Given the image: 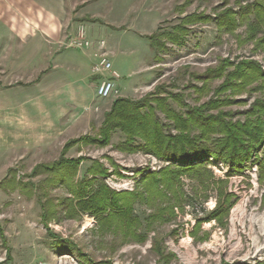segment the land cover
Masks as SVG:
<instances>
[{
    "label": "rangeland",
    "instance_id": "374dc122",
    "mask_svg": "<svg viewBox=\"0 0 264 264\" xmlns=\"http://www.w3.org/2000/svg\"><path fill=\"white\" fill-rule=\"evenodd\" d=\"M252 1L60 3L68 21L58 45L76 49L70 44L77 26L85 27L98 50V42L104 40L103 51L119 74L114 79L117 89L100 99L101 113L90 124L86 113H78L75 125L69 114L57 127L42 119L24 131L12 125L16 115L11 108L0 112V264H264V146L241 168L221 161L208 165L212 173L208 172L206 184L183 174L181 189L167 192L171 197L167 203L165 194L154 204L144 199L133 203L141 231L136 236L113 227L102 233L94 213H71L78 198L58 180L57 166L62 159L78 161L72 181L77 186L98 161L108 168V175L95 178L116 191L144 194V176L171 165L145 151L125 150L127 144L136 143L127 141L120 128L111 130L109 141L103 137L107 112L118 97L140 103L144 111L155 110L170 134L183 131L160 109L161 104L183 119L197 114L203 120L244 122L255 102L264 99V88L260 89L264 80L239 83L228 75L241 64L264 72L262 33L250 31L238 14ZM25 6L18 0H0V44L21 43L8 31L3 16L11 13L18 19ZM226 18L236 25L228 20L222 26L220 21ZM88 68L86 64V72ZM69 70L65 64L60 71L72 76ZM32 71L28 69L27 80ZM98 76L111 78L112 73ZM21 78L16 68L0 65L1 85L26 81ZM16 86L7 88L8 97L0 93V102L10 107L23 101ZM194 132L205 133L210 143L223 138L218 131ZM39 164L43 167L34 174ZM160 206L165 210H157ZM154 214L158 219L151 221Z\"/></svg>",
    "mask_w": 264,
    "mask_h": 264
},
{
    "label": "trees",
    "instance_id": "16d2710c",
    "mask_svg": "<svg viewBox=\"0 0 264 264\" xmlns=\"http://www.w3.org/2000/svg\"><path fill=\"white\" fill-rule=\"evenodd\" d=\"M238 14L243 22H248L250 31L262 33L260 44L264 46V0H253ZM228 20L232 21L226 18L220 21L221 25H228ZM232 22L236 25L234 21ZM153 37L155 38V36L150 37L152 41ZM228 77L230 81L238 80L239 83L250 81L252 83L259 79L264 80V72L255 65L241 64ZM261 85L260 89H263L264 83ZM142 108L140 103L129 98L118 97L111 110L107 112L103 137L109 141L111 130L120 128L126 135L127 141L136 143L127 144V147H124L125 150L145 151L159 160L171 163L170 166L158 171H150L144 176L142 180L144 194L135 191H116L102 180L95 178L97 175L103 177L108 175V168L101 162L94 161L95 164L88 170L86 177L78 184L79 186H75L72 182L77 173L78 161L62 159L57 163L61 171L58 180L67 183L71 192L78 198L77 204L72 205L70 212L78 213L83 210L94 213L98 218V227L102 233L113 227L116 231H122L124 235L140 234V222L138 216L134 214L133 203L144 199L146 204H154L156 199L164 194L167 203L171 201L167 192L173 193L181 189L180 177L183 174L196 179L201 184H206L208 172H211L208 165L221 161L241 168L244 163L250 161L255 152L258 153L264 146V99L255 102V106L247 112L246 119L241 124L222 121L220 117H214L212 121L203 120L197 114H189L187 119H183L172 114L171 110H167L161 104L160 109H163L162 111L169 118L173 117L177 122L175 124L177 129L183 131L179 134L165 133V126L155 110L144 111ZM194 130L207 133L218 131L223 134V138L216 141V144L210 143L211 139L205 133L201 132V135L197 136L194 135ZM255 163H258L257 160ZM41 167L43 164L37 165L34 168V174H37ZM91 176L94 177L90 178ZM94 185L97 187L93 188ZM165 207L160 206L157 210H165ZM51 211L48 212L53 213ZM158 215L154 214L150 220L155 221ZM160 215L163 217L162 214Z\"/></svg>",
    "mask_w": 264,
    "mask_h": 264
},
{
    "label": "crops",
    "instance_id": "0c3cea01",
    "mask_svg": "<svg viewBox=\"0 0 264 264\" xmlns=\"http://www.w3.org/2000/svg\"><path fill=\"white\" fill-rule=\"evenodd\" d=\"M18 1L26 5L24 15L14 19L11 13H6L3 21L8 31L21 43L0 44V65L16 68L21 79L26 81L10 85L2 83L0 93L5 94L7 88L18 85L16 91L23 94L24 99L10 107L0 102V112L11 108L16 117L15 122H10L14 128L24 131L33 126L32 121L42 119L57 127L69 114L72 115L73 125L81 117L77 116L78 113H86V124L92 123V119L101 113V98L97 95V87L103 79L93 74L91 69L93 63L99 60L96 55L99 50L95 43L92 48L74 49L79 54L58 45L64 39V27L68 21L67 13L60 5L61 2L65 3L64 0ZM78 27L74 33L71 31L74 36L78 33ZM65 64L70 68L72 76L60 71ZM86 64L89 65L87 72L84 69ZM31 68L33 75L27 80L30 75L28 69ZM106 111L104 109L103 113ZM10 122L7 124L10 125ZM76 126L83 127L82 124Z\"/></svg>",
    "mask_w": 264,
    "mask_h": 264
},
{
    "label": "built area",
    "instance_id": "2783aa9c",
    "mask_svg": "<svg viewBox=\"0 0 264 264\" xmlns=\"http://www.w3.org/2000/svg\"><path fill=\"white\" fill-rule=\"evenodd\" d=\"M71 47L75 48H90L93 46V42L88 40L85 27L81 26L78 30L77 35L72 40ZM98 57L99 60L93 66V72L95 74H100L103 72H111V78H104L101 80L100 84L97 87V95L99 98H109L114 91H116V81L115 77H118L119 74L114 72V66L110 59H108L107 54L103 51L106 48V42L101 40L98 42Z\"/></svg>",
    "mask_w": 264,
    "mask_h": 264
}]
</instances>
